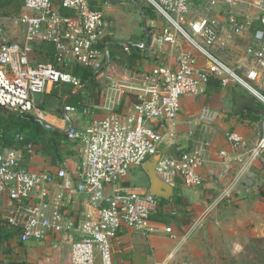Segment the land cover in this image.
<instances>
[{
	"label": "built area",
	"instance_id": "built-area-1",
	"mask_svg": "<svg viewBox=\"0 0 264 264\" xmlns=\"http://www.w3.org/2000/svg\"><path fill=\"white\" fill-rule=\"evenodd\" d=\"M110 1L94 7L90 0H23L22 10L14 19L24 25L20 42L4 41L0 24V109L30 113L35 108L34 96L54 83L80 86V79L66 70L75 63L88 67L103 90L107 111L90 118L82 128L69 124L65 130L67 141L80 149L76 184L65 168L55 172L29 170L22 163L20 149L0 150V196L6 201L1 220L18 232L20 242L65 234L67 238L56 239L54 247L60 253L62 244L66 246L61 258L66 264H114L112 243L122 228L144 234L156 230L157 222L151 216L159 197L147 190L118 186L122 178L142 168L155 154H159L155 173L164 182L173 185L179 178L188 188L202 185L205 143L174 155L161 153L164 134L153 123L175 122L182 97L200 95L212 79L222 88L241 87L263 107L261 133L248 151V159L264 162V0H201L195 12L194 0H143L163 22L151 40L177 47L173 65L160 63L143 71L111 59L104 10ZM245 35L248 42L235 64L229 63L220 52L240 47L235 42ZM43 43L53 45V61L33 63L29 55L32 45ZM120 46L129 52L127 43ZM137 46L143 49L145 43ZM109 91L118 96L134 95L128 113L110 108L113 98ZM76 110L72 105L63 106L67 119L68 113ZM81 113L88 114V109ZM220 114L218 109L202 106L188 118L189 133ZM228 140L233 148L244 144L243 136L234 130L228 133ZM220 155L228 154L221 150ZM57 180L61 188L52 197ZM73 193L86 194L94 208L77 224L65 220L59 206L63 195ZM203 218L195 217L178 233L180 242L198 232ZM173 229L164 227L176 238Z\"/></svg>",
	"mask_w": 264,
	"mask_h": 264
},
{
	"label": "crops",
	"instance_id": "crops-1",
	"mask_svg": "<svg viewBox=\"0 0 264 264\" xmlns=\"http://www.w3.org/2000/svg\"><path fill=\"white\" fill-rule=\"evenodd\" d=\"M104 1L105 0H90V3L94 7H99ZM126 1L127 0H111L110 4L112 2L122 3ZM20 2L23 6V0H20ZM110 4L105 7V13L106 9H111ZM140 12L143 16H148L144 15L141 9ZM19 14L13 16V18L8 17L7 15L9 14L1 15L0 24L3 26L6 20H11L16 25H21V23H16L14 21ZM106 18L109 22V33L106 37L108 46H112L115 50H122L119 56H116V52H111V59L116 64L138 71L149 70L160 63L168 65L174 64L177 47H173L168 43H154L151 40L162 26L163 22L161 18L154 19L148 16L149 19L144 21L143 27L145 38L137 42H130L136 46L138 43H145L143 49H139L137 48L138 46H135L134 53L139 55L137 59L129 57L130 51L127 53L121 46H118L120 44L116 42L111 30L112 19ZM247 40V35L238 38L237 42L240 43L241 46L238 47V49H232H237L240 53L244 44L248 42ZM228 51L220 52V54L226 61L233 63ZM199 61L202 63L201 58H199ZM51 86L48 88H51ZM234 92H239L236 86L222 88L215 79H212L200 95L182 97L181 110L175 122L162 124L160 122L153 123L154 126L164 134L163 141L159 146L161 153L174 155L181 149H192L205 143L206 161L200 168V173L203 178L202 185L198 188H188L180 184L178 186L179 192L183 195L184 201L187 203L186 207L164 203L163 208L168 214L172 215V219L169 220V222L154 219L157 222L154 232L144 234L136 232L131 228H122L112 243L114 264L167 263L178 253V247L175 248L171 246L173 241L177 243L180 242L178 233H181V231L175 227L185 229L195 217L200 215L205 217L209 215L207 221L212 220L213 223L215 222L222 226H226L233 222L243 224L244 219L248 222L249 219H255V216L260 217L259 212H257L255 208L258 207L259 204L260 206L262 205V198L264 197L257 194L258 189L255 185H252V182L253 180H257L258 177L260 180L264 181V170L257 160L253 159L249 161L248 151L257 139L259 133L258 123L263 112V107L255 101L258 106L256 111H244L240 116L234 115L233 100L231 99ZM110 93L113 98V102L110 103V108L118 112L128 113L130 104L134 100V95L125 93L118 96L117 93L113 91H109V94ZM82 94L84 96L81 101L82 108L76 107L77 110L75 112L68 113L69 120L63 112L65 103L61 105L62 108L59 113H52L49 110H44L37 106L41 109V114L32 115L38 118L41 123H47L48 127L63 132H65L69 124L82 128L86 126L90 118L93 116H102L107 111L103 107L105 103L101 87H96L95 90L89 88L85 89ZM39 95L40 94L34 96L35 107V97ZM205 105L218 109L221 114L210 124L206 126H197L194 128L193 133H189L191 127L188 125V118L198 113L200 108ZM83 108L88 109V114L81 113ZM31 113L32 112H30V114ZM233 130L243 136L244 144L238 148H233L228 140V133ZM45 136L47 138L50 136L48 131H46ZM51 137L54 138L55 135L53 134ZM42 146L41 142H31L27 149L28 155L26 157H24V154L22 155V163L24 166L29 170L48 169L52 172H55L59 168H65L72 183L76 184L79 181L78 171L80 169L79 145L67 141L65 144L59 145L57 147V152L53 154L51 152H46ZM221 150H225L228 155L226 157L221 156ZM130 176L131 175L122 178L118 185L127 190L143 191L146 189L143 180L133 181L129 178ZM60 188V180H57L55 186L51 190L52 197L59 192ZM261 189L264 190V186ZM5 204V199L0 196V218L2 217ZM59 206L65 220H70L74 224H77L85 215L94 211L89 197L84 193H73L69 196L66 194L63 195ZM186 214H190V217L188 218ZM184 220H188V222L186 221L185 223ZM0 224L2 225L1 220ZM168 225L174 228L173 230L177 234L176 238L171 237L164 231V227ZM211 227H214V224H211ZM202 228L204 230V226ZM5 229H8L7 232L9 235L6 236L4 232L0 231V244L3 243L2 241L4 239L5 242L9 239L11 245L18 244L19 249L16 250L15 248L12 254L16 253L19 254V256L26 254L25 258H28L27 261L31 262L33 259L36 264H66L61 259L66 254V246L62 244L63 250H61L60 253L54 247V241L56 239L65 240L67 238L65 234H60V236L57 237L52 236L45 240L32 239L26 242H20L17 231L7 225ZM229 229L232 228L229 227ZM201 238L202 236L199 234L196 239L190 242L199 245L202 242V240H200ZM236 244H239V242H236ZM0 257L2 258V254ZM25 258H20V260H25Z\"/></svg>",
	"mask_w": 264,
	"mask_h": 264
},
{
	"label": "rangeland",
	"instance_id": "rangeland-1",
	"mask_svg": "<svg viewBox=\"0 0 264 264\" xmlns=\"http://www.w3.org/2000/svg\"><path fill=\"white\" fill-rule=\"evenodd\" d=\"M201 0H194L192 3V11L195 12L201 7ZM136 3L147 6L143 0H135ZM14 3L12 0L10 3H5L4 0H0V16L7 15L12 17L19 14L21 11L22 3L19 1L16 3L13 8L10 9V5ZM111 9H106V17L111 18V30L113 32V37L116 39L117 43L125 42H137L138 40L144 39V21L149 18H160L156 13H154L151 8L148 16H143L140 12V8L132 0H127L122 3L110 4ZM105 10V9H104ZM3 40L6 42H13L22 40V35L24 32V25H16L11 20H6L3 23ZM236 46L241 44L235 42ZM43 45V44H42ZM39 45H33L32 51L30 52V58L33 63H45L49 62L48 58L42 57L40 51L35 50ZM120 47V45H118ZM235 46V47H236ZM238 49V47H237ZM237 49H230L229 55L233 60V64L237 59L239 51ZM109 51L116 52V56L121 55L122 50H115L112 46H109ZM231 52V53H230ZM239 92L245 94V90L241 87L235 85ZM51 91V88H48L42 95L35 97L36 109L31 113L39 115L41 114V109L37 106L38 104L47 107L46 109L52 113H59L61 111V102L59 97L48 98L45 95ZM238 92V93H239ZM235 93V92H234ZM233 93V95H234ZM51 107V108H48ZM259 132L261 133L260 124L258 123ZM264 156V153H263ZM264 170V162H259ZM133 181L143 180L146 187L145 190L149 187V179L147 174L142 168H138L136 171L131 173L129 177ZM119 183V182H118ZM252 185H255L257 194L264 197V190L261 188L264 186V181L260 180L259 177L257 180H253ZM119 186V185H118ZM263 203L260 206L256 207V211L259 212L260 217L255 219H249L248 222L244 219V223L240 224L233 222L226 226L221 224L213 223L212 220L207 221V217L204 216L200 229L198 232L191 237L190 239L183 242H172L171 246L177 248L178 253L170 261L164 264H264V198ZM210 214V213H209ZM1 220V218H0ZM2 222L0 224V231L4 232L5 235H9L7 232L8 229H5L6 223ZM168 224V223H167ZM211 224H214V227H211ZM206 225V226H205ZM204 226V230L203 227ZM245 226V228H244ZM231 227L232 229H229ZM179 231H183L181 227H175ZM223 228V229H222ZM203 230V232H202ZM202 232V233H201ZM263 232V233H262ZM201 234L202 242L198 245H195L193 242L197 236ZM261 234V235H256ZM260 237L263 238L259 244L257 243L255 247L250 245L248 242L250 238ZM4 239V238H3ZM0 244V264H36L32 259L31 262L27 261L25 258L26 254L19 256V254H12L14 249H19L18 244L11 245L9 239L5 242V239ZM239 242V244H236ZM261 246V247H260ZM259 248H263L260 249ZM25 258V260H20V258ZM251 260V261H250ZM34 262V263H33ZM251 262V263H250Z\"/></svg>",
	"mask_w": 264,
	"mask_h": 264
},
{
	"label": "trees",
	"instance_id": "trees-1",
	"mask_svg": "<svg viewBox=\"0 0 264 264\" xmlns=\"http://www.w3.org/2000/svg\"><path fill=\"white\" fill-rule=\"evenodd\" d=\"M4 1L5 3H10L12 0H4ZM13 1L14 3L10 5V9L13 8L16 3L18 4L20 0H13ZM132 1L135 2V0ZM136 4L141 9L144 15L149 14L150 12L149 6H145L139 3ZM126 43L129 45V51H130L129 57H133L137 59L139 55L137 53H134V49L136 45L130 42H126ZM33 45H39L38 47L35 48V50L39 49L38 51H40L42 57L48 58L49 62L53 61L54 47L51 43H43V45L42 44H33ZM66 70L70 71L72 74H74L80 79V86L75 87L72 84L62 83V82L54 83L51 86V91L47 93L45 96L48 98L59 97L61 105L65 103V105H72L77 108H82L81 101L84 98L82 94L83 90L88 88L95 90L96 87L99 88L100 86L96 83L95 78L93 76V72L88 67L75 63L67 67ZM231 99L233 100V97ZM43 105L38 104V107L47 110L46 109L47 107H44L45 105L44 106ZM46 131H48L50 134L48 138L45 136ZM53 134L55 135L54 138L51 137V135ZM31 142L32 143L41 142L43 145L42 146L43 149L46 152H51L53 154L57 152V147L59 145L65 144L67 142V138L65 132L48 127L47 123L45 122L41 123V121L38 118L31 115L30 113H18V112H12V111L0 109V150L9 147L19 148L22 150V155L24 154V157H26L28 155L27 153L28 144H31ZM180 184H182L181 180L179 178H176L173 184L174 194L172 195V197L169 200L159 198V204L157 210L156 212L152 213L151 216L153 219L164 222H169V220L172 219L171 217L172 215L168 214V212L163 208L164 203H170L172 205L186 207L187 203L186 201H184L183 195L179 192L178 186ZM186 215L188 218L190 217V214H186ZM186 221L188 222V220H184L185 223ZM262 239L263 238L260 237H256V238L253 237L250 238L248 243L253 247H255L256 244L257 243L259 244V242ZM260 249L263 248H259V250Z\"/></svg>",
	"mask_w": 264,
	"mask_h": 264
},
{
	"label": "water",
	"instance_id": "water-1",
	"mask_svg": "<svg viewBox=\"0 0 264 264\" xmlns=\"http://www.w3.org/2000/svg\"><path fill=\"white\" fill-rule=\"evenodd\" d=\"M258 108L254 98L252 96L235 92L233 95V113L234 115H240L244 111H256ZM159 158V154H155L148 161H146L142 169L148 176L149 187L147 191L159 198L169 200L173 193V185L161 180L155 173L156 162Z\"/></svg>",
	"mask_w": 264,
	"mask_h": 264
}]
</instances>
